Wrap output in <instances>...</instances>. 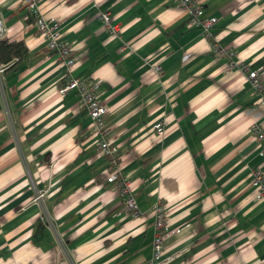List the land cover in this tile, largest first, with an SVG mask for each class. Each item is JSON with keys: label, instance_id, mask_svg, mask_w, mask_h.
I'll return each mask as SVG.
<instances>
[{"label": "crops", "instance_id": "1", "mask_svg": "<svg viewBox=\"0 0 264 264\" xmlns=\"http://www.w3.org/2000/svg\"><path fill=\"white\" fill-rule=\"evenodd\" d=\"M218 16L213 36L247 71L226 68L187 11L169 0H40L75 42L71 73L98 82L110 140L138 201L134 214L108 182L110 158L80 92H60L66 66L25 19L22 0H0L27 54L0 59V264H144L153 254L154 204L167 205L160 264H264V0H197ZM111 13L114 34L100 17ZM156 62L162 63L158 76ZM164 121L166 134L154 125ZM45 192L40 198L39 194Z\"/></svg>", "mask_w": 264, "mask_h": 264}, {"label": "built area", "instance_id": "2", "mask_svg": "<svg viewBox=\"0 0 264 264\" xmlns=\"http://www.w3.org/2000/svg\"><path fill=\"white\" fill-rule=\"evenodd\" d=\"M170 2L179 3L184 7L189 16V23L192 27L202 30L206 38L212 45L213 52L218 55H226L228 60L226 68L228 71L237 68L241 71H247L248 65L243 60L236 59V51L232 46L221 44L213 36V28L217 25L219 18L215 15H207L202 2L197 0H169ZM22 11L25 19L34 18L37 25L40 38L46 44L48 49L57 55L60 63L66 66L69 75L67 81L60 87L61 93L77 89L80 92L82 103L87 107L94 129L100 134L98 142L99 151L110 158L112 171L107 176L108 182H112L121 194L125 207L134 214L138 212V201L134 195V189L131 186L128 177L122 175V166L120 165L121 152L117 145L110 140V126L106 123L105 117L109 107L99 96L98 82L88 84L86 78L71 75L76 66V55L74 52L75 42L64 40L62 38L61 21L56 18H47L40 6V0H22ZM100 17L106 27L110 28L114 34L118 33L121 28L113 22L110 11L105 10L100 13ZM8 27L5 20L0 17V39L7 32ZM156 74L160 76L163 71L162 63L154 64ZM71 72V73H70ZM249 79L258 90L264 89V83L260 78L258 70L249 72ZM253 130L257 134L258 140L262 144L261 154L264 155V129L257 123H254ZM156 136L163 137L166 134L164 121H158L154 125ZM251 183L255 189L256 198L264 200V169L257 167L252 171ZM45 192L39 194L38 198ZM155 215V235L153 240V254L144 264H160L164 256L165 241L172 236L176 229L169 228L167 224L168 212L167 205L162 201H157L153 206Z\"/></svg>", "mask_w": 264, "mask_h": 264}, {"label": "trees", "instance_id": "3", "mask_svg": "<svg viewBox=\"0 0 264 264\" xmlns=\"http://www.w3.org/2000/svg\"><path fill=\"white\" fill-rule=\"evenodd\" d=\"M28 48L22 40L0 39V59L9 62L11 59L23 58L27 54Z\"/></svg>", "mask_w": 264, "mask_h": 264}]
</instances>
